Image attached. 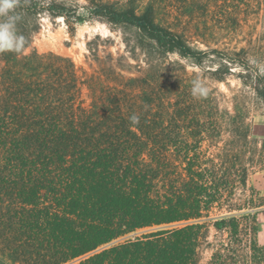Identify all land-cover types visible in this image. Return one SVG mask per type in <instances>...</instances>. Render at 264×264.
<instances>
[{
  "label": "trees",
  "instance_id": "1",
  "mask_svg": "<svg viewBox=\"0 0 264 264\" xmlns=\"http://www.w3.org/2000/svg\"><path fill=\"white\" fill-rule=\"evenodd\" d=\"M261 6L264 0H22L16 11L26 46L0 53V264H200L215 206L222 210L212 225L222 238L206 264H264L256 224L262 200L232 201L247 182L242 110L221 109L210 91L194 98L197 77L168 59L202 69L217 58L218 81L239 67V79L264 102V74L247 50L206 43L218 34L216 9L228 36ZM41 17L63 19L71 33L91 20L128 28L147 67L126 75L131 63L109 54L82 79L69 57L25 52ZM134 114L138 125L130 123Z\"/></svg>",
  "mask_w": 264,
  "mask_h": 264
},
{
  "label": "rangeland",
  "instance_id": "2",
  "mask_svg": "<svg viewBox=\"0 0 264 264\" xmlns=\"http://www.w3.org/2000/svg\"><path fill=\"white\" fill-rule=\"evenodd\" d=\"M256 13L250 14L241 22L234 35L225 36L220 30V22L217 21L221 9L215 10L217 36L206 43L209 47L230 50L234 47H244L249 60L256 59L258 63L253 65L264 74V8H256ZM258 11V12H257ZM133 31L128 28H115L100 21H87L77 24L74 32H69L63 19H49L41 17L40 28L35 33L29 47L25 52L35 50L39 53L53 52L69 57L75 64L76 70L82 79L99 72L106 63L107 55L114 57L124 55L123 63H131L124 67L126 75L138 74V65L142 69L147 65L142 61V53L136 54L130 47L134 41ZM127 43V44H126ZM206 48L204 44H199ZM171 61H178L189 75L200 77L209 91L215 96L219 107L234 114L235 109H241L244 122L248 126V139L250 141L246 164L248 168L247 182L245 187H238L234 191L232 201L242 204L246 198L262 200L263 205L256 213L258 227V241L264 244V102L254 93L250 86L242 83L237 76L242 70L234 67L232 74L226 71L224 80L218 81L212 76V71L217 63L207 61L202 69L194 66L190 61L182 60L175 55L168 56ZM81 97L85 103L89 102L90 95L85 87ZM228 137L224 134V139ZM258 147V148H257ZM222 207H213L210 211V219L207 220L206 239L202 242L199 250L200 264H206L210 258L212 248L222 238L212 225V218L217 216ZM220 209V210H219Z\"/></svg>",
  "mask_w": 264,
  "mask_h": 264
},
{
  "label": "clouds",
  "instance_id": "3",
  "mask_svg": "<svg viewBox=\"0 0 264 264\" xmlns=\"http://www.w3.org/2000/svg\"><path fill=\"white\" fill-rule=\"evenodd\" d=\"M22 0H0V53H21L26 46V38L18 33V23L22 17L17 13ZM250 63L256 65L258 61L251 59ZM208 87L200 77L192 81L191 94L194 98L202 99L208 95ZM132 125L140 123L138 115L129 117Z\"/></svg>",
  "mask_w": 264,
  "mask_h": 264
}]
</instances>
